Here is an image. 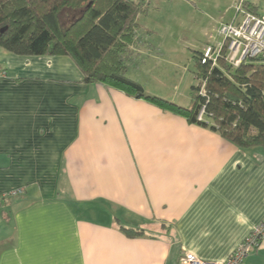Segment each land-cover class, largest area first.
Segmentation results:
<instances>
[{
  "label": "crops",
  "instance_id": "crops-1",
  "mask_svg": "<svg viewBox=\"0 0 264 264\" xmlns=\"http://www.w3.org/2000/svg\"><path fill=\"white\" fill-rule=\"evenodd\" d=\"M138 35L133 70L152 58ZM0 71V264L223 262L264 219L261 148L84 84L65 56L0 49ZM244 264H264V239Z\"/></svg>",
  "mask_w": 264,
  "mask_h": 264
},
{
  "label": "trees",
  "instance_id": "trees-1",
  "mask_svg": "<svg viewBox=\"0 0 264 264\" xmlns=\"http://www.w3.org/2000/svg\"><path fill=\"white\" fill-rule=\"evenodd\" d=\"M148 1L0 0V49L16 56L68 57L84 84L107 86L207 125L241 150L264 151V64L259 60L231 67L222 56L216 65L201 63L202 52L195 53L193 77L198 83L185 107L146 94L127 76L133 64L129 48L139 40L137 18ZM258 1L243 0L242 7L258 15ZM121 231L128 238L144 236L142 229Z\"/></svg>",
  "mask_w": 264,
  "mask_h": 264
},
{
  "label": "rangeland",
  "instance_id": "rangeland-1",
  "mask_svg": "<svg viewBox=\"0 0 264 264\" xmlns=\"http://www.w3.org/2000/svg\"><path fill=\"white\" fill-rule=\"evenodd\" d=\"M236 2L149 0L137 24L141 37L150 44L148 56L152 58L143 57L140 70L129 66L127 76L138 80L150 96L167 101L178 96L175 102L190 104L191 87L198 83L193 77V55L222 42L218 28L235 16Z\"/></svg>",
  "mask_w": 264,
  "mask_h": 264
},
{
  "label": "built area",
  "instance_id": "built-area-1",
  "mask_svg": "<svg viewBox=\"0 0 264 264\" xmlns=\"http://www.w3.org/2000/svg\"><path fill=\"white\" fill-rule=\"evenodd\" d=\"M242 3L243 0H237L233 20L219 26L218 34L223 38L222 42L202 49L201 63L211 62L216 65L217 59L222 56L231 67H238L249 60H259L264 64V16L249 13L242 7ZM263 239L264 219L250 231L225 261H204L192 254L184 253L178 264H244Z\"/></svg>",
  "mask_w": 264,
  "mask_h": 264
}]
</instances>
